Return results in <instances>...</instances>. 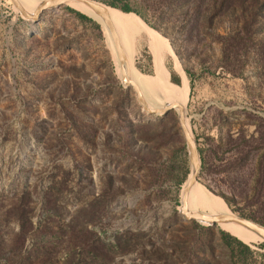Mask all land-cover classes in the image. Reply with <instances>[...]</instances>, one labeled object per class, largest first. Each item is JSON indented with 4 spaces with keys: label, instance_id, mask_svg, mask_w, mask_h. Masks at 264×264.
<instances>
[{
    "label": "rangeland",
    "instance_id": "1",
    "mask_svg": "<svg viewBox=\"0 0 264 264\" xmlns=\"http://www.w3.org/2000/svg\"><path fill=\"white\" fill-rule=\"evenodd\" d=\"M97 1L138 9L169 35L158 31L171 49L162 44V65L178 75L177 60L187 78L197 183L218 202L191 210L264 224L244 200L264 154V0L244 3L246 22L244 4L215 11L210 28L191 25L194 12L180 1ZM65 7L80 10L69 3L32 21L0 0V264H224L217 238L228 230L179 211L190 163L177 110L145 111L117 76L101 25ZM143 30L129 26L124 48L156 75ZM221 195L234 197L230 209ZM228 232L248 243L252 264H264V241Z\"/></svg>",
    "mask_w": 264,
    "mask_h": 264
},
{
    "label": "water",
    "instance_id": "2",
    "mask_svg": "<svg viewBox=\"0 0 264 264\" xmlns=\"http://www.w3.org/2000/svg\"><path fill=\"white\" fill-rule=\"evenodd\" d=\"M72 1L80 2L84 5H86L102 20L104 26L108 30V33L111 37V40H112V43L114 45V49L116 52V56H117L118 61L120 63V72H121L120 81H121L122 85H124L125 87H130L134 90L136 99L142 105L143 109L145 111H147L148 113H153V114H165L172 109H177L178 123H179L180 130L182 132L183 138H184L185 143H186V147H187L188 155H189V163H190V173L187 176V179L185 180L183 187H182L183 193H182V198L180 199V205H179L180 213L188 220H196V221H199L202 223H207V224H212V225L224 223V222H236V223L252 230L253 232H255L258 236H260L264 240V224L259 223L257 221H254L250 218L234 214L231 210L228 213L210 214V213H205L202 211L188 209V205H187V201H186V195H187L188 190L191 188V186L197 181L198 173L200 171L199 151H198L196 142L192 136V133L188 127V124L186 122V118H185V114H184V106L177 101H172V102L166 103L162 106H150V105H148V103L146 102V100L144 98V95L142 94V91L140 90L139 85L129 76L128 61H127L126 53L122 47L120 36L118 34V31L116 29L114 21H112V19H111L110 13L108 11V7H111L113 9H117L118 11H120L122 13H129V12L123 11L121 9L115 8L113 6L107 5V4L100 2V1H97V0H42V1H40V3L38 5H36L30 11V10L26 9V7L22 4V2L20 0H11L13 6L19 11V13L24 18L32 20V21H38L40 19L41 14L45 10L57 8V7L62 6V5H68L69 2H72ZM79 12H81V11H79ZM81 13H83V12H81ZM132 13L134 15H136L138 18H140L136 13H134V12H132ZM83 14H85V13H83ZM85 15L88 16L89 18H91L92 20H94L91 16H89L87 14H85ZM140 20L144 24H146L141 18H140ZM148 27H150V26H148ZM155 31L158 32L157 30H155ZM161 36L164 37L163 35H161ZM164 38H166V37H164ZM171 48H172V46H171ZM172 50H173V48H172ZM206 190L209 191L210 193L218 196L216 193L211 192L208 188H206ZM219 197L222 199L224 204H226V206L229 208V206L225 202V200L221 196H219ZM244 243H246V242H244ZM246 244H248V243H246Z\"/></svg>",
    "mask_w": 264,
    "mask_h": 264
},
{
    "label": "bare ground",
    "instance_id": "3",
    "mask_svg": "<svg viewBox=\"0 0 264 264\" xmlns=\"http://www.w3.org/2000/svg\"><path fill=\"white\" fill-rule=\"evenodd\" d=\"M20 1L26 7V9L30 11L35 7L33 2H31L30 0H20ZM39 3L40 1L36 5H38ZM69 3L70 5L80 9L81 12L83 11L89 14L94 20H96V22H98L101 25V27L103 28L105 32L107 44L112 53L116 74L120 78L121 77L120 63L116 56V52H115L111 37L108 33V30L104 26L102 20L86 5L80 2H76V1H72ZM108 11L110 13L112 21H114V24L120 36L121 44H122V47L125 53H126V50L123 44L124 43V33L129 26H131L134 23L143 24L149 35L148 44H149V49L151 50L152 61L154 64L156 75L145 74L139 71L130 61L126 53V57L128 61L129 76L139 85L140 90L144 94L145 96L144 98L146 102L148 103V105L162 106L166 103L177 101L181 103L183 106H185L184 104L188 100L189 85H188L187 78L183 72L181 65L178 63L177 60H174V67L176 68L178 73L181 75V85L178 88L175 87V85H173L168 80L166 76V72L162 65V50H161L162 44H163V47L167 49L168 52L171 54V49L168 45L166 38L165 39L162 38L158 32H156L153 28L148 27L146 24H144L140 20V18H138L133 13H122L118 11L117 9H113L111 7H108ZM186 201H187L188 209L190 210L192 209V205L195 203H198L201 206H210L213 203H218L217 201H215L214 199H212L211 197L207 195V193L202 189V187L200 186L199 183H197V181L188 190L187 195H186ZM218 213H228V212L224 211V212H218ZM218 213H210V214H218ZM218 225L228 231H236L237 229H246V230L251 231L254 235L258 236L252 230L236 222H224V223H219ZM258 237L262 239L260 236Z\"/></svg>",
    "mask_w": 264,
    "mask_h": 264
},
{
    "label": "trees",
    "instance_id": "4",
    "mask_svg": "<svg viewBox=\"0 0 264 264\" xmlns=\"http://www.w3.org/2000/svg\"><path fill=\"white\" fill-rule=\"evenodd\" d=\"M172 1H180L184 4H188V6H190L192 8V11L194 12L192 16H194V17H193V22L191 23V25H195L196 22L198 20H200L204 23V26L206 28H210L212 23H213V20H214L213 18H214L215 11L220 12L225 7L226 8L231 7L233 10H235L237 8V4H240L243 6V4L246 1L247 2L251 1V2H253L254 5H257L260 0H172ZM203 3H205L204 4L205 7H204L202 13H200L201 12L200 6ZM106 4L113 6L115 8L121 9V10L126 11V12L136 13L145 23L150 25L153 29H155L159 32H162V34L166 37L169 36L168 33H164L163 31H161V27L159 25L151 23L147 19V17L145 16V14L141 13V11H139L138 9L130 7L127 4H124V5L119 4L116 1H106ZM254 5L252 6L253 8H254ZM247 8H248V6H246L244 4V7L242 9V16H241V19L244 22L247 21L245 18V15L247 16V14H246ZM65 9L67 11L73 13L74 15H76L81 20L89 21V22L92 21L91 18H89L85 14L79 12L80 10L78 11V10L71 8V7H65ZM245 26L246 25H244V27ZM96 27L98 28L99 25L96 24ZM143 33L145 35L146 43L148 46V41H147L148 34H147L146 30H143ZM152 64H153V61H152ZM165 69H166L165 72H167L166 76H167L168 80L170 81V79H171L170 82L171 83L173 82L172 84L175 85V87H177V88L180 87L181 75L178 73L177 70H175L176 68L173 70L179 75L180 79H179L178 75H176L175 73L169 72V69L167 67ZM187 73H188V75H190L189 71H187ZM258 168H259L258 178L254 179V184H253L250 192L246 193L244 200H247L248 204H250L251 206L255 205L254 207H256L257 213L261 214L260 217H258V219L264 220V154L262 155V157L260 158V160L258 162ZM181 182H182V178L179 180L178 184H180ZM221 196L227 204L235 200L234 197H231L228 195H221ZM224 205L226 206V204H224ZM226 208H228V207L226 206ZM217 239H219L220 242H222V244L224 245V251H221V252H223L224 254L227 255V260L225 261L224 264H252L250 259H251L253 251L250 249L248 244L239 240L237 237H235L230 232L225 231V230L219 231V236ZM246 240L254 242V243L264 241L258 237H255V236L247 237ZM260 245L264 247V242H262ZM207 246L210 249V251H213L214 247L211 243H208ZM193 257L196 258V256H193ZM36 261H40L41 264H47V263L53 264V263H51L50 258H47V257L36 258ZM205 263L206 264H213L209 260H207ZM197 264H204V263L198 262ZM215 264H222V263L215 261Z\"/></svg>",
    "mask_w": 264,
    "mask_h": 264
}]
</instances>
